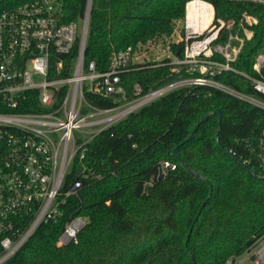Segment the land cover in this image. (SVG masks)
<instances>
[{"label":"trees","instance_id":"trees-1","mask_svg":"<svg viewBox=\"0 0 264 264\" xmlns=\"http://www.w3.org/2000/svg\"><path fill=\"white\" fill-rule=\"evenodd\" d=\"M26 1L31 0H0V12ZM189 1L55 0L65 22L83 18L91 3L85 58L95 60L100 70L108 68L114 51L171 35L176 22L185 18ZM206 1L213 4L216 20L234 21L218 41L237 32L245 14L257 17L252 38L232 65L258 75L253 65L264 52V3ZM184 47V41L173 43L174 55L181 58ZM78 49L77 43L70 55H62L67 58L63 75L69 74ZM214 58L224 60L218 53ZM167 61L171 59L158 65L144 63L123 74L129 98L135 97L136 83L148 93L200 75L186 67L175 71L177 65L162 64ZM215 79L264 99L240 72L227 70ZM64 92L65 88L61 95ZM86 98L101 109L121 103L92 92ZM215 109L222 113L220 129ZM263 132L264 108L217 87L190 84L168 91L89 141L84 158H76L66 178L65 189L81 181L78 194L63 205L59 220L43 223L4 264H226L235 260L264 236V168L258 156ZM228 152L247 162V168ZM165 161L176 165L169 167L166 176ZM157 169L160 173L153 183ZM77 214L88 218L79 243L59 244L66 222Z\"/></svg>","mask_w":264,"mask_h":264},{"label":"built area","instance_id":"built-area-1","mask_svg":"<svg viewBox=\"0 0 264 264\" xmlns=\"http://www.w3.org/2000/svg\"><path fill=\"white\" fill-rule=\"evenodd\" d=\"M193 1L212 5V19L206 26L202 15H190L189 5ZM90 5L89 2L83 18L70 22L63 21L55 0L26 1L0 12V264L11 259L43 223L61 218L63 205L81 187V181L76 180L65 189L76 158H84L89 141L108 125L168 91L190 84L214 86L264 108L263 98L215 79L227 70L240 72L253 82L257 92L264 94V52L258 54L253 65L258 75L246 74L232 65L246 40L253 36L251 26L258 22L256 16L245 14L246 24L242 23L237 32H230L222 42L218 40L223 29H232L234 21L216 20L209 1L190 0L186 5L184 32L176 40L185 42L183 56L176 57L174 63L162 64L177 65L173 70L186 67L200 75L182 78L148 93H143V86L136 83L135 97L129 98L122 75L146 63L147 52L140 48L146 44L114 51L108 68L98 69L95 60L85 58ZM77 43L74 64L69 74L63 75L67 58L62 55H70ZM169 51L174 54L171 46ZM216 53L224 60L214 58ZM157 62L160 61L155 65ZM88 92L113 97L121 103L113 108H97L89 104ZM90 109L93 114L114 113L90 120ZM114 117L119 118L106 123ZM90 126L99 128L86 140L77 137L76 130ZM258 156L264 168V132ZM169 167L174 169L176 165L165 161L162 165L165 176ZM87 222L84 215L71 216L58 243H79V234ZM249 251L250 264H264V236ZM233 261L230 259L229 263Z\"/></svg>","mask_w":264,"mask_h":264},{"label":"rangeland","instance_id":"rangeland-1","mask_svg":"<svg viewBox=\"0 0 264 264\" xmlns=\"http://www.w3.org/2000/svg\"><path fill=\"white\" fill-rule=\"evenodd\" d=\"M225 21H231V20H225ZM184 19L178 20L174 26V30L171 35L169 36H163L161 38H156L152 42H147L146 45H141V51L147 52V56L144 58L146 63L156 62V61H163L168 58L171 59V61L174 63L176 62L177 58L174 54H171L169 51V46L172 48V42H176V40L179 38L180 34L184 32ZM258 56V55H257ZM182 67H178L177 70L179 71ZM94 110L90 109L89 119H95L101 116H109L113 114L114 112L106 113V114H93ZM119 117L110 118L108 122L116 121ZM98 126H90L88 128H84L83 131L76 130L77 137L81 138L82 140H86L88 137L90 138L93 133L98 130ZM253 251V249L251 250ZM251 251L247 250L244 254L240 255L236 259V264H248L250 263L249 260V254L251 255ZM229 264V263H227Z\"/></svg>","mask_w":264,"mask_h":264},{"label":"bare ground","instance_id":"bare-ground-1","mask_svg":"<svg viewBox=\"0 0 264 264\" xmlns=\"http://www.w3.org/2000/svg\"><path fill=\"white\" fill-rule=\"evenodd\" d=\"M190 15H202L203 17V26L209 24L213 15V7L210 3L204 1H193L189 5Z\"/></svg>","mask_w":264,"mask_h":264},{"label":"water","instance_id":"water-1","mask_svg":"<svg viewBox=\"0 0 264 264\" xmlns=\"http://www.w3.org/2000/svg\"><path fill=\"white\" fill-rule=\"evenodd\" d=\"M214 113H217L218 115H219V120H220V122H219V129H220V127H221V122H222V113H221V110L220 109H215L214 110ZM207 117L208 116H205V117H203L200 121H199V123L198 124H201L202 122H204L206 119H207ZM197 129V127H195L194 128V131ZM191 137V135L186 139V141L189 139ZM175 150H176V147L174 148V150H173V152H175ZM229 153V155H231L233 158H235L232 154H231V152H228ZM236 159V161L239 163V164H241V166H243L244 168H247V166H246V164H244V163H242L240 160H238L237 158H235ZM198 176H200L201 177V174L200 173H196ZM206 202H204V204H205ZM190 235V234H189ZM189 235H188V238H189ZM193 260H194V258H193Z\"/></svg>","mask_w":264,"mask_h":264},{"label":"crops","instance_id":"crops-1","mask_svg":"<svg viewBox=\"0 0 264 264\" xmlns=\"http://www.w3.org/2000/svg\"><path fill=\"white\" fill-rule=\"evenodd\" d=\"M159 173H160V170L157 169L156 172H155V174H154V177H153V183H154V181L156 180V178L159 176ZM153 183H152V185H153ZM250 256H251V255L249 254V260H250ZM237 258H238V257H237ZM237 258H236V259H237ZM236 259L232 262L233 264H236ZM229 261H230V260H229ZM229 261H228L227 263H229ZM250 262H251V260H250ZM227 263H226V264H227ZM232 263H231V264H232ZM229 264H230V263H229ZM248 264H250V263H248Z\"/></svg>","mask_w":264,"mask_h":264}]
</instances>
